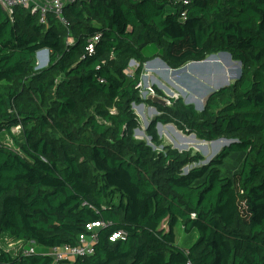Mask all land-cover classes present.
Listing matches in <instances>:
<instances>
[{
    "label": "trees",
    "instance_id": "1",
    "mask_svg": "<svg viewBox=\"0 0 264 264\" xmlns=\"http://www.w3.org/2000/svg\"><path fill=\"white\" fill-rule=\"evenodd\" d=\"M62 17L0 7V133L12 140L0 145V240L20 242L0 247V264H54L53 248L99 222L93 253L58 264H264V0H75ZM219 53L239 79L202 111L155 89L169 104L152 103L154 148L138 140L144 64ZM158 123L231 143L202 164L163 144ZM177 224L197 234L190 246L176 245ZM29 243L42 251L24 254Z\"/></svg>",
    "mask_w": 264,
    "mask_h": 264
},
{
    "label": "rangeland",
    "instance_id": "2",
    "mask_svg": "<svg viewBox=\"0 0 264 264\" xmlns=\"http://www.w3.org/2000/svg\"><path fill=\"white\" fill-rule=\"evenodd\" d=\"M153 50H155V46L149 45L144 52L147 54L151 53ZM48 54L49 52H40L36 55L37 69L44 68L47 65ZM190 63L191 62L180 68ZM129 66L131 69H134L136 64ZM239 68H241V66L237 62L233 61L227 55L222 54H216L211 58L209 57L204 64H190L191 72L189 73H187L186 70L174 72L175 69H170L165 66L159 58L150 60L144 64V71L140 84L141 98L144 103L141 105H134L133 107V111L137 115L139 121V127L134 131V136L138 140H143L145 142L148 140L149 137L146 135V129L150 121L159 114L152 103L161 104L162 102L167 106L168 103L164 101L167 100L165 97L173 99L181 98L183 101H188L196 106L199 111L204 107L205 99L211 90L215 91L216 88L229 85L236 80L240 72ZM155 89L161 91L165 97L163 98L156 95ZM185 96L187 98H185ZM202 97H204V99L201 104L199 100ZM20 131L21 128H15L12 132V136H15L19 141L22 138ZM156 131L163 144L170 145L178 151H188L192 154H199L204 161L213 158L226 143L224 141L222 146L215 149V142L200 141L193 136V134H184L178 131L173 124L156 125ZM5 138V134L1 132L0 140H4ZM174 232L176 235V245L179 247H188L194 243L197 238L195 232L185 233L180 224L175 226ZM19 244V242L12 243L11 249L14 250ZM28 245H30V243L26 244V247H28ZM31 246L39 253L42 251L41 247L33 243ZM4 247L8 248V246Z\"/></svg>",
    "mask_w": 264,
    "mask_h": 264
},
{
    "label": "built area",
    "instance_id": "3",
    "mask_svg": "<svg viewBox=\"0 0 264 264\" xmlns=\"http://www.w3.org/2000/svg\"><path fill=\"white\" fill-rule=\"evenodd\" d=\"M71 1L75 0H0V7L2 10L7 13V15L11 18L14 12V8L22 7L30 12H38L40 13L41 22L44 23L45 16L48 12H52L61 21L62 24L68 25L65 19L62 17L63 8ZM96 40V38H95ZM91 48V46H90ZM169 104V103H168ZM20 129V127H15ZM13 128V129H15ZM11 129V133L13 132ZM6 138L0 140V145L11 146L12 140L9 135L4 133ZM10 138V139H9ZM104 226L103 222L99 223H90L85 226V231L78 236V242L76 246L69 247L64 246L62 248H53L51 251V257L54 260V264H58L59 262H65L69 259H74L79 256L91 255L94 251V244L97 241V235L95 233L96 229ZM123 233H115L113 234L109 240L112 241L114 239L123 238ZM7 239L0 240V247L4 248V246H8L7 249H11L12 243L6 245ZM20 243V242H19ZM32 243L27 247L24 251V254L28 255L33 253V248L31 246ZM187 264H191L188 262Z\"/></svg>",
    "mask_w": 264,
    "mask_h": 264
},
{
    "label": "water",
    "instance_id": "4",
    "mask_svg": "<svg viewBox=\"0 0 264 264\" xmlns=\"http://www.w3.org/2000/svg\"><path fill=\"white\" fill-rule=\"evenodd\" d=\"M40 52H45V53H47L48 51L47 50H41V51H39V52H37V55L40 53ZM219 54H222V55H227L229 58H231L230 57V55L228 54V53H219ZM214 55H210L209 57L211 58V57H213ZM209 57H207L206 59H204L203 61H200V62H191L190 64H202V63H204V62H206L207 60H208V58ZM160 60V59H159ZM161 61V60H160ZM163 63V62H162ZM239 65H241L240 64V62H237ZM130 65H133V64H135V62L132 60V61H130V63H129ZM164 64V63H163ZM165 65V64H164ZM166 66V65H165ZM185 67H183V68H179V69H176V70H174V72H179V71H185ZM239 70H240V68H239ZM240 73H241V70H240V72H239V75H238V77H236V80L237 79H239V77H240ZM226 86H228V85H226ZM226 86H220V87H218V88H216V90L215 91H210V93L208 94V96L206 97V99H205V102H206V100H207V98L212 94V93H214V92H216L217 90H219V89H221V88H224V87H226ZM165 101V100H164ZM186 104H191L190 102H188V101H184ZM165 103V102H164ZM161 104L162 105H164L162 102H161ZM141 105V104H140ZM134 107V105H132V108ZM195 107V109L196 110H198L197 108H196V106H194ZM203 110V108H201L199 111H202ZM157 125H160V123H158ZM136 131V130H135ZM194 136V135H193ZM221 140H224V139H221ZM218 141H220V140H216V141H213V143L214 142H218ZM226 143L223 145V147H225V146H227V145H229V143H231V141H227V140H224ZM146 143L148 144V145H150V146H152L153 148H154V146L151 144V139L150 138H148V140L146 141ZM211 159V158H210ZM210 159H207L206 161H204L202 164H206L207 162H209L210 161Z\"/></svg>",
    "mask_w": 264,
    "mask_h": 264
},
{
    "label": "bare ground",
    "instance_id": "5",
    "mask_svg": "<svg viewBox=\"0 0 264 264\" xmlns=\"http://www.w3.org/2000/svg\"><path fill=\"white\" fill-rule=\"evenodd\" d=\"M207 62V61H206ZM205 63V62H204ZM204 63H202V64H204ZM195 65H198V64H195ZM185 70H186V72L187 73H189V72H191V70H190V64H188V65H186L185 66ZM185 98H187L186 96H185ZM203 99H204V97H202L200 100H199V102L202 104L203 103ZM221 141V140H220ZM223 143H224V140L223 141H221V142H215L214 143V145H216L214 148L216 149V148H219L220 146H222L223 145Z\"/></svg>",
    "mask_w": 264,
    "mask_h": 264
}]
</instances>
